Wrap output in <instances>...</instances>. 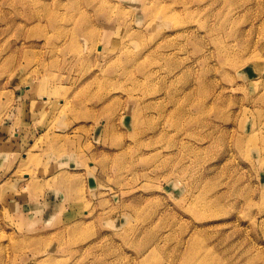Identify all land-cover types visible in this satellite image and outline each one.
Returning <instances> with one entry per match:
<instances>
[{"label": "rangeland", "instance_id": "obj_1", "mask_svg": "<svg viewBox=\"0 0 264 264\" xmlns=\"http://www.w3.org/2000/svg\"><path fill=\"white\" fill-rule=\"evenodd\" d=\"M11 119L0 264H264V0H0Z\"/></svg>", "mask_w": 264, "mask_h": 264}, {"label": "crops", "instance_id": "obj_2", "mask_svg": "<svg viewBox=\"0 0 264 264\" xmlns=\"http://www.w3.org/2000/svg\"><path fill=\"white\" fill-rule=\"evenodd\" d=\"M31 91V90H30ZM33 99L32 98H29L28 100H26L25 102H19V108H17V107H15L14 108V113H11L12 114V116H15L16 118H18L17 116L19 115V109H24V107H23V104L25 105V106H30V105H32L33 106V114L34 115H36V114H38V113H41V111H43L42 110V108H43V105H42V101H40L39 99L38 100H35V102L33 103ZM27 113H29V111H27ZM10 114V115H11ZM32 117V116H31ZM34 118H36V117H34ZM4 120H7V119H5L4 118ZM4 120H3V122L2 123H0V155H4V156H13V155H15V154H17L18 153V145L19 146H21V143L19 144L18 142H17V144L16 143H14V140H18L19 139V137H20V135L17 133V132H13L14 131V129L15 128H13V126L15 125V124H17V123H21L22 125L23 124H25L26 122H28L26 125L29 127V129L30 130H27V131H25V137L27 138L28 136H27V134L28 133H33V131H35V128H34V121L32 120V119H29V121H28V119H24L23 118V116H21V117H19L18 119H17V122L15 123V124H13V120L11 119V120H9L7 123L5 122L4 123ZM5 126H7V127H5ZM9 127V128H8ZM15 130H20L19 128H16ZM9 132H13L12 134H11V139H6L5 140V134H7L8 135V133ZM15 134V138L13 137L12 138V135H14ZM30 137H32V139H33V136H29V138ZM24 138V136L22 137V139ZM32 139L30 140V141H32ZM23 155V154H22ZM26 158V157H25ZM8 194L9 193H6V195L4 196V200L3 201H5V205H6V203L8 202V199H9V196H8ZM8 197V198H7ZM9 203V202H8ZM9 205V207H10V210H12L13 211V209L12 208H15L14 207V205L15 206H17V204H12V203H9L8 204ZM11 211V212H12Z\"/></svg>", "mask_w": 264, "mask_h": 264}, {"label": "bare ground", "instance_id": "obj_3", "mask_svg": "<svg viewBox=\"0 0 264 264\" xmlns=\"http://www.w3.org/2000/svg\"><path fill=\"white\" fill-rule=\"evenodd\" d=\"M145 7V5H143Z\"/></svg>", "mask_w": 264, "mask_h": 264}]
</instances>
